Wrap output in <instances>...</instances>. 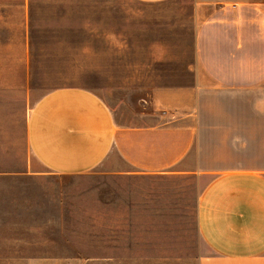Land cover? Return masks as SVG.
Masks as SVG:
<instances>
[{
	"label": "rangeland",
	"instance_id": "obj_1",
	"mask_svg": "<svg viewBox=\"0 0 264 264\" xmlns=\"http://www.w3.org/2000/svg\"><path fill=\"white\" fill-rule=\"evenodd\" d=\"M194 4L0 0V264H197L208 253L199 197L242 166L231 156L244 147H225L237 152L226 163L196 155L160 176L101 168L39 179L28 173L36 166L25 137L33 106L63 87L97 94L122 125L153 123L142 115L155 111V94L194 90ZM241 100L264 105V90Z\"/></svg>",
	"mask_w": 264,
	"mask_h": 264
},
{
	"label": "crops",
	"instance_id": "obj_2",
	"mask_svg": "<svg viewBox=\"0 0 264 264\" xmlns=\"http://www.w3.org/2000/svg\"><path fill=\"white\" fill-rule=\"evenodd\" d=\"M193 22V91H159L153 114L142 115L154 122L125 126L92 91L55 89L25 122L29 167L36 166L28 173L160 176L188 169L196 155L226 163L235 151L225 147L240 145L231 161L242 166L214 176L199 197L197 228L209 251L197 264H264V105L241 100L264 90V0H195ZM247 139L256 142L237 143Z\"/></svg>",
	"mask_w": 264,
	"mask_h": 264
}]
</instances>
